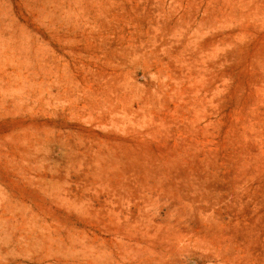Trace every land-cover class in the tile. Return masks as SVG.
<instances>
[{
  "label": "rangeland",
  "instance_id": "obj_1",
  "mask_svg": "<svg viewBox=\"0 0 264 264\" xmlns=\"http://www.w3.org/2000/svg\"><path fill=\"white\" fill-rule=\"evenodd\" d=\"M0 264H264V0H0Z\"/></svg>",
  "mask_w": 264,
  "mask_h": 264
}]
</instances>
